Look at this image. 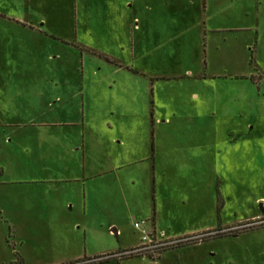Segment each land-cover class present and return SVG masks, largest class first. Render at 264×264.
I'll list each match as a JSON object with an SVG mask.
<instances>
[{"label":"crops","instance_id":"obj_1","mask_svg":"<svg viewBox=\"0 0 264 264\" xmlns=\"http://www.w3.org/2000/svg\"><path fill=\"white\" fill-rule=\"evenodd\" d=\"M257 2L263 10L251 5L250 25L234 30L264 29V2ZM220 14L212 0H0V20L13 33L75 55L83 49L132 77L134 95L147 89L152 134V153L145 157V147L133 140L116 149L107 131L100 139L85 119L1 125L0 222L14 242L12 264H133L137 259L162 264L169 253L264 230L166 249L155 259L123 256L141 244L137 221L169 240H182L238 230L263 212L264 194L246 198L242 188L250 184L237 176L255 175L264 187V100L252 91L229 99L218 90L212 97L204 86L255 84L244 68H236L253 66V51L217 49L211 55L209 46L219 45H211L207 34L220 31L210 29ZM5 66L10 73L18 64L8 58ZM18 78L38 87L47 83L39 96L51 114L78 96L75 76ZM86 79L83 73L85 85ZM135 115L143 113L138 109ZM129 131L141 129L133 124ZM24 247L37 258L50 252L71 259L28 260ZM192 255L214 264L204 252Z\"/></svg>","mask_w":264,"mask_h":264},{"label":"rangeland","instance_id":"obj_2","mask_svg":"<svg viewBox=\"0 0 264 264\" xmlns=\"http://www.w3.org/2000/svg\"><path fill=\"white\" fill-rule=\"evenodd\" d=\"M257 1L264 2V0H212L214 6L220 7L221 14L211 20V25H213L210 26V29L211 27L220 29L218 34L213 35L212 32L207 34L211 45H219L209 46L211 55L217 49L223 54L229 50L236 53L243 50V54L246 52L250 55V52L253 51V66L248 63L245 66L236 64V68H244L250 76H253L255 82L253 85L246 86L245 84L232 85L224 82H217L218 85L207 83L204 85L205 90L210 92L212 97V93L217 95L218 90L221 91L222 96L229 99L235 93L246 91L249 95L252 91L254 97L261 95L259 99L264 100V29L234 30L250 25L251 13L249 12L250 16L247 13L252 6H255L256 10H263ZM255 11L253 10V12ZM10 26L0 20V126L34 122L82 123L88 121L94 126L100 139L105 140V131L110 133L112 139H116L118 144L116 147L114 146L116 149H123L129 141L133 140L136 145L145 147L142 149V156L151 155L152 134L149 127L151 116L148 109L150 98L147 89L146 91L142 90L143 96L141 97L134 95V83H129V78L133 79L132 77H128L124 72L109 69L100 59L89 57L87 51L78 49L77 55H75L73 51L69 53L60 48H54V46L50 47L32 35L26 37L13 33ZM227 44L238 46H224ZM92 47L99 49L103 46ZM8 58L11 62L18 64V67L15 66V72L12 67L10 68V70L13 69L12 72L7 73L6 70L9 68L5 66V60ZM83 73L88 78L85 80L86 85L85 82L83 83ZM19 74L31 78L30 81L43 76H75L78 81L77 99L64 108L56 107L55 112L51 114L49 109H43L42 98L39 96V92L43 87H47V83L41 84L39 87L33 82L30 84L18 83ZM82 86H84V90ZM259 99L256 100V104ZM145 101H147L146 104ZM212 106V102L206 106V113L211 110ZM222 106L225 108V104ZM237 106H240L239 101ZM138 109L143 113L141 117L135 115V111ZM205 122L210 121L206 119ZM133 124L140 126L139 133L129 131ZM257 124L259 127V123ZM245 144L252 145L251 142ZM250 148L252 154L261 155L260 149ZM237 179L239 181L245 179L250 184V186L242 188L246 198L264 194V187L257 181L255 175L247 177L238 175ZM12 241L8 226L0 222V264H12V261L16 260L14 242ZM65 241L68 246L73 245L70 239H65ZM22 252L25 253L28 260L34 261L45 260L46 262L63 263L71 259L68 253L54 254L50 252L42 253L45 255L44 258H37L35 255H31L30 247H24ZM198 252L208 254V261L214 264H264V230L239 238L218 240L200 248H184L178 253L167 254L162 264H208L207 260L203 261L197 255H192V253L197 254ZM213 254L216 256L211 257ZM151 263L149 259H137L133 264Z\"/></svg>","mask_w":264,"mask_h":264},{"label":"built area","instance_id":"obj_3","mask_svg":"<svg viewBox=\"0 0 264 264\" xmlns=\"http://www.w3.org/2000/svg\"><path fill=\"white\" fill-rule=\"evenodd\" d=\"M263 212L258 217L244 222L242 225L238 227V230H253L258 228H264V198L260 201ZM146 221H137L134 224L135 229L141 234V244L138 248L125 252L124 257L128 256H142L150 259H155L160 253L164 250L176 246L182 241H186V239L182 240H169L165 237L164 233H159L153 229H150L147 226ZM202 237H193L189 238L193 239H201Z\"/></svg>","mask_w":264,"mask_h":264},{"label":"trees","instance_id":"obj_4","mask_svg":"<svg viewBox=\"0 0 264 264\" xmlns=\"http://www.w3.org/2000/svg\"><path fill=\"white\" fill-rule=\"evenodd\" d=\"M239 233H241L240 230H235V231H229L227 233H220V234L218 233L214 236L203 237L201 239L190 240L189 238H187L186 241H182L179 244H177L176 246L170 247L168 249H175V248H182V247H186V246L196 245L202 241H208L210 239H221V238L233 236V235L239 234ZM133 257H135V256H128V257L125 256L124 258L127 259V258H133ZM138 257H140V256H138Z\"/></svg>","mask_w":264,"mask_h":264}]
</instances>
